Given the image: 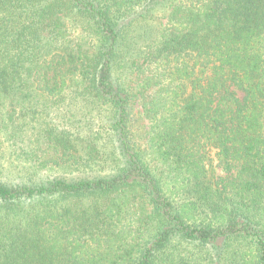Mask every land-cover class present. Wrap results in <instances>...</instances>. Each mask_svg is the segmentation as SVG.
I'll return each instance as SVG.
<instances>
[{
    "label": "trees",
    "instance_id": "16d2710c",
    "mask_svg": "<svg viewBox=\"0 0 264 264\" xmlns=\"http://www.w3.org/2000/svg\"><path fill=\"white\" fill-rule=\"evenodd\" d=\"M0 264H264V0H0Z\"/></svg>",
    "mask_w": 264,
    "mask_h": 264
},
{
    "label": "rangeland",
    "instance_id": "374dc122",
    "mask_svg": "<svg viewBox=\"0 0 264 264\" xmlns=\"http://www.w3.org/2000/svg\"><path fill=\"white\" fill-rule=\"evenodd\" d=\"M146 121L142 120V124H145Z\"/></svg>",
    "mask_w": 264,
    "mask_h": 264
}]
</instances>
